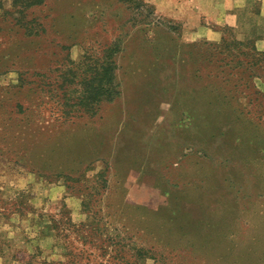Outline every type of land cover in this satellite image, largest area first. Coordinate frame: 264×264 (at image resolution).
Segmentation results:
<instances>
[{"label": "rangeland", "instance_id": "rangeland-1", "mask_svg": "<svg viewBox=\"0 0 264 264\" xmlns=\"http://www.w3.org/2000/svg\"><path fill=\"white\" fill-rule=\"evenodd\" d=\"M31 1L0 0V264H264V0Z\"/></svg>", "mask_w": 264, "mask_h": 264}, {"label": "trees", "instance_id": "trees-1", "mask_svg": "<svg viewBox=\"0 0 264 264\" xmlns=\"http://www.w3.org/2000/svg\"><path fill=\"white\" fill-rule=\"evenodd\" d=\"M38 2L37 0H34V1H31V2H27L25 3V5H30V4H33V3H36ZM238 43H240L239 41H237ZM112 64L111 65H107L106 67H104L103 71L105 73V78L107 79L108 82H110V80L112 81V79L114 78V73L112 72ZM110 88H106L105 89V92L107 93L106 96H107V99H110L111 98V95H110Z\"/></svg>", "mask_w": 264, "mask_h": 264}, {"label": "crops", "instance_id": "crops-1", "mask_svg": "<svg viewBox=\"0 0 264 264\" xmlns=\"http://www.w3.org/2000/svg\"><path fill=\"white\" fill-rule=\"evenodd\" d=\"M211 33H210V36H211V38H214V39H216L217 38V34L215 33V32H213L212 30L210 31ZM201 33H198V35H200ZM198 35H196V36H198Z\"/></svg>", "mask_w": 264, "mask_h": 264}]
</instances>
